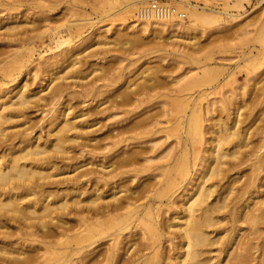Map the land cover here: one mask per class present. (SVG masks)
Instances as JSON below:
<instances>
[{
  "label": "rangeland",
  "instance_id": "1",
  "mask_svg": "<svg viewBox=\"0 0 264 264\" xmlns=\"http://www.w3.org/2000/svg\"><path fill=\"white\" fill-rule=\"evenodd\" d=\"M127 1L0 0V101L11 89L28 100L8 109L14 114L10 119H5L8 110L0 112V159L5 161L14 150L20 153L22 143L16 135L28 134L44 149L39 157L45 158L41 166L47 169L42 186L33 194L27 191L20 206L46 197L44 204L65 205L51 213L53 220L40 202L33 203L24 217H1L0 249L5 247L12 255H44L40 242L46 232L48 241L67 242L46 254L59 264H106L111 253L118 261L124 259L127 246L133 249L147 240L142 238L143 225L119 229L123 218L118 213L123 210L102 217L98 224L83 225L87 229L80 236L74 234L82 228L75 225L79 217L96 218L99 214L92 211H102L126 196L135 204L153 205L160 230L158 235L145 230L144 237L156 239V251L173 254L178 251V227L187 215L183 203L211 164L213 130L222 121L231 124L234 106H240L239 128L251 125L243 141L247 146L240 151L260 145L264 150V0H155L185 15L155 20L158 31L141 30L146 22L136 18L137 7L151 0L137 3L133 16L122 11ZM186 2L197 7L194 24L185 22L193 18L185 10ZM130 19L135 21L128 24ZM54 27L66 40L45 52L49 42L45 32ZM27 49L33 55L25 54ZM61 84L65 91L57 96L54 89ZM201 93L205 97L192 106L191 99ZM224 98L231 101L222 103ZM62 115L75 127L60 131L62 124L55 126L53 118ZM195 117L203 136L194 139L193 154L186 153L193 170L169 192L172 195L163 196L159 182L169 164L183 155L177 140L185 139ZM63 134L67 138L59 142ZM174 172L170 168L167 173ZM250 174L251 166L244 162L204 182L212 185L213 195L228 197L227 206L216 214L219 223L205 229L212 238L203 247L205 262L218 264L229 247L235 252L240 242L251 240L250 264H263L264 221L252 228L235 222L231 213L233 205L246 204L253 193L239 189ZM260 194L254 201H264ZM38 216L47 221L46 227L38 225L33 238L22 235L34 230L26 225L36 224ZM62 230L68 237L59 236Z\"/></svg>",
  "mask_w": 264,
  "mask_h": 264
},
{
  "label": "bare ground",
  "instance_id": "2",
  "mask_svg": "<svg viewBox=\"0 0 264 264\" xmlns=\"http://www.w3.org/2000/svg\"><path fill=\"white\" fill-rule=\"evenodd\" d=\"M149 0H130L125 3L122 8L123 13L130 14L137 3H143ZM153 1V0H151ZM155 1V0H154ZM181 1V0H176ZM157 2V1H155ZM158 3V2H157ZM147 4V2L145 3ZM160 6V3H158ZM143 5V4H142ZM188 12L193 17L192 19H186L185 22H193L199 18V13L196 11V8L191 5L189 2H186ZM141 6V5H140ZM138 6L137 9L140 7ZM172 8V7H171ZM200 8V7H199ZM173 12L169 17L165 18H148L143 19L146 23L143 22V25L140 27L141 30L145 31H158L159 27L156 24L155 20H170L169 18H174L173 16L184 18L185 15L180 12L175 13V9L173 8ZM185 13V12H184ZM129 15V16H130ZM237 16V15H235ZM201 17V16H200ZM137 18V17H136ZM139 20V19H138ZM134 19H130L128 24L134 22ZM149 23L151 26L147 29V24ZM140 24V23H139ZM160 24V23H159ZM45 35L48 39V45L45 46V52H50L53 48H57L60 44H62L64 40V36L61 35V30L58 28H50ZM41 36V35H40ZM53 44V45H52ZM25 54L31 56L33 55L32 49H27ZM43 55V54H42ZM64 81V80H62ZM65 85L61 84L55 87L54 93L58 95H63ZM142 88V87H141ZM144 89V88H143ZM142 89V90H143ZM9 95H7L4 99L0 101L1 111L10 109L11 106L18 105L24 106L28 100L24 97V94L20 91L15 93L14 89L9 90ZM204 94H199L194 99H191L192 106L198 105V102L204 98ZM13 98H17L15 102H12ZM231 99V98H230ZM222 103L230 102L226 98L221 99ZM236 112H234L235 118L232 120L231 124L228 125L225 121H222L217 125V128L213 130V134L215 135V145L209 153V156L212 157L211 164L206 168L203 176L201 177V181L190 195L186 197L185 202L183 203L184 209L183 211L187 212L186 219L183 224L178 227L177 230V238L178 244L177 248L173 254L169 253H161L160 251H156L155 240L152 238H145V230L149 232L155 231V234L158 235L160 230L159 226L155 225V221L158 218V214L153 211V205L150 202L135 204L134 201L131 200L130 196H126L124 199H118L115 203L108 204L102 211H92L94 215H98L96 218H92L91 216L79 217L76 220V226L82 227L79 232L75 233V236H80L81 232L85 231L87 228L85 226L95 225L99 223V220L104 216H110L116 214L119 210H123L118 213L123 218L122 227L119 228L121 230L132 229V226L141 228L143 225L145 230L142 232V238L147 240L146 242H141L136 247L131 249V245L127 246L124 251V259H120L118 261L117 255L112 254L105 258L106 264H146L145 260H150V264H154L160 262V264H210L208 261H204L201 259L202 252L204 250L203 247L209 245L212 241V238L208 235V232L205 230L207 228H211V226L219 223L218 215H216L221 209L227 206L228 197L222 193H218L213 195L212 185L204 186V182L213 177H218L224 171L228 172L232 169H235L238 165H241L244 162H248L251 166V174L248 175L242 182L239 189L243 190V193L246 192L247 188L253 190V193L250 195L248 202L244 205H233L231 209V213L234 214L235 222H244L251 226H256L257 224L264 221V201H254L255 198H258L261 194L264 193V150L260 151L263 145L260 147H249L246 151H240L242 146H247L243 144V141L247 139L248 128L240 129L239 123L241 122V112L240 106H234ZM13 110H8L7 117L10 119L14 114H12ZM194 112L199 111L197 108H193ZM55 120L54 125L57 127L59 125L62 126L60 131H63L66 127H75L72 125V122L66 117V115H62L61 118L54 117ZM191 120V117H190ZM189 130L185 132L184 140H177L178 145L183 151V155H181L178 159H175L173 163L169 164L168 170L164 172L163 179L159 182L160 187H163L161 191V195L165 196L169 192H174L176 187L183 181L189 177V174L193 170L194 162L190 159H187L186 153L193 154V142L197 139H201L203 136V132L201 130L202 125L197 118H194V124L188 125ZM189 133L192 134V138L189 136ZM18 141L22 143L21 151L16 152L11 151L8 153V157L5 161L0 159V220L1 217H5L6 215H19L24 217L26 215V210L33 208V203L40 202L42 206H44L43 211H46V215H49V218L53 220L51 213L58 210L65 209V205L61 204L59 206H51L52 203H46V198L39 199L36 202L29 203L27 206H20V201L22 198L29 195L30 192L33 194V190L35 188L42 186L40 182L43 176V171L47 169V167L41 166V162H45V158H40L39 154L44 149H39L40 145H34L33 141L29 140L28 134H17ZM59 138V142H64L67 138L66 134L61 135ZM195 139V140H194ZM196 140V141H197ZM13 144V143H11ZM190 144V145H189ZM188 146H191L188 148ZM227 146V147H226ZM58 148H61V145H57ZM19 149V148H18ZM23 150L25 152H23ZM254 153L253 158H250ZM186 157V158H185ZM184 158V159H183ZM180 159V160H179ZM225 165L228 166L225 169ZM103 167V166H102ZM46 168V169H45ZM175 170L173 174L167 173L169 169ZM167 169V168H166ZM263 174L261 175V173ZM244 175H240L239 178ZM206 178V179H204ZM231 183V181H230ZM159 187V188H160ZM227 189L233 191V188L230 184L227 185ZM255 188H257V195L254 194ZM260 190V191H259ZM30 191V192H27ZM3 195V198L1 196ZM169 195H172L169 193ZM213 197V199L208 202V198ZM251 199V200H250ZM90 204L94 203V200L89 201ZM253 204V206H251ZM30 212H34L33 210ZM38 222L36 224L26 225L23 224V227L29 228L33 227L34 230L24 231L22 235H27L29 238H33L36 230L38 229V225L40 228H44L47 225V221L43 219L42 216H38ZM85 225V226H83ZM170 226V225H168ZM166 226V229L169 228ZM211 232V231H210ZM59 236L68 237L66 234V230H62L59 233ZM153 234V233H151ZM50 235L48 233H43L42 237L44 238L43 242H40V248L43 249L44 255H23L22 252H16L15 255H12L13 252L6 251L5 247L0 249V264H59L56 261H52L49 259L46 254L55 249V247L59 245L66 244L65 241H48ZM216 236V235H215ZM214 240L213 242H215ZM235 244V240L231 243V247ZM253 249L251 245V240H245L240 242V245L237 247L235 252L231 250L229 247L226 250L225 257L219 260L218 264H250V254ZM79 250V249H78ZM78 250H75L78 252ZM231 250V251H229ZM149 252V253H148ZM151 253V254H150ZM77 253L73 254L76 255ZM83 257L77 258L79 262L83 261ZM143 262V263H142ZM264 264V262H263Z\"/></svg>",
  "mask_w": 264,
  "mask_h": 264
},
{
  "label": "built area",
  "instance_id": "3",
  "mask_svg": "<svg viewBox=\"0 0 264 264\" xmlns=\"http://www.w3.org/2000/svg\"><path fill=\"white\" fill-rule=\"evenodd\" d=\"M173 11L174 10L171 7L160 6L155 1H149L147 4L141 5L136 10V16L139 20L148 18H165L169 17Z\"/></svg>",
  "mask_w": 264,
  "mask_h": 264
}]
</instances>
